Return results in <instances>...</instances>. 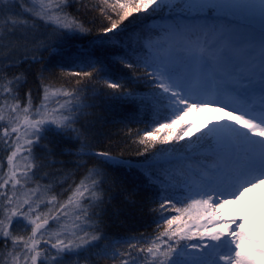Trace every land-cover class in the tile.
Segmentation results:
<instances>
[{"label":"snow or ice","instance_id":"6c2138e0","mask_svg":"<svg viewBox=\"0 0 264 264\" xmlns=\"http://www.w3.org/2000/svg\"><path fill=\"white\" fill-rule=\"evenodd\" d=\"M18 2L0 0V97L14 101L0 100V121L7 111L11 127L9 131L0 125V139L12 149L7 172L0 176L5 212L0 219V240L6 248L10 242L11 248L6 255L0 253V264H48L50 250H55L51 264H88L94 248L101 249L95 255L120 259V264H264V213L242 209L237 222V218L224 220L217 211L228 204H243L249 189L264 185V0H100L95 6L109 22L100 29L104 36L96 45L100 48L119 44L107 34L122 31L121 25L134 14L161 21L146 26L147 35L139 49H126L116 57L133 71L132 83L140 79L136 69L142 66L150 90L127 88L110 75L103 80L104 87L112 90V99L138 112H151L155 126L138 140L144 145L143 152L158 143L174 140L179 145L189 138L183 145L161 149L141 165L148 183L158 189L153 200L157 207L151 209L156 214L154 235L120 238H110L103 231V217L113 199L105 189L108 173L95 165L88 167V159L70 161L76 165L71 176L86 171L78 183L73 180L74 187L64 189L69 193L65 200L52 195L45 201L44 195L53 185L39 183L24 193L22 202L17 197V186L26 188L34 182L36 169L44 166L32 162L21 170L16 159L22 150L30 161H36L33 149L42 148L50 158L48 164L65 163L55 159L54 149L41 143L49 133L80 142L77 150L64 149L62 155L95 157L115 167L136 166L109 152L93 151L87 132L77 127L88 115L86 109L93 106L79 87L81 81L91 80L93 73L107 72L91 51L81 50L70 58L73 63L79 61L76 66L91 71H66L61 66L60 76L78 77L77 86L57 85L54 71L41 67L37 73L42 93L39 104H34L29 89L27 102L21 106L19 90L27 83V75L8 76V70L22 63H40L44 57L36 55L38 52H57L48 34L39 33L40 24L51 27V35L58 40L70 33H90L91 28L67 11L81 0H31L32 7L21 14L12 7ZM22 16L31 17V22ZM208 108L226 113V118H218L195 139L190 124L174 133L185 116ZM165 130V135H159ZM13 134L16 140L11 139ZM21 136L25 137L24 149L18 143ZM29 136L32 138L27 139ZM40 179H48V174ZM64 182L66 178L60 181ZM116 183L112 178V185ZM9 184L10 195L5 187ZM134 195L135 190L126 196L131 204ZM48 204L55 212L49 208L40 213L41 206ZM14 223L31 227V233L14 235ZM230 224H235V230L227 227ZM52 225L55 231H50ZM45 234L49 240L40 250ZM53 237L55 243H51ZM117 245L127 247L121 251Z\"/></svg>","mask_w":264,"mask_h":264},{"label":"trees","instance_id":"16d2710c","mask_svg":"<svg viewBox=\"0 0 264 264\" xmlns=\"http://www.w3.org/2000/svg\"><path fill=\"white\" fill-rule=\"evenodd\" d=\"M100 3V0H81L79 4H72L67 9L73 15L83 20L86 27L91 28V32L87 34L75 33L71 36H65L59 44L54 46L57 48V52L49 55V52L44 51L36 55L43 56L44 59L40 63L29 64L22 63L18 67H12L8 70L7 75L11 76L14 73L24 72L27 75V83L19 90V97L21 106L26 104V93L31 89L33 95L34 104H39L40 95L42 93L39 90V83L37 80V73L44 67L52 69L56 74V83L65 84L69 87L77 86L76 81L78 77H66L60 76L61 66L66 71H91L90 68H83L76 66L79 61L75 63L70 59L81 50L94 53L95 58L103 61L107 68V72L93 73L91 80L81 81L80 88L84 90V96L87 102L93 105L86 109L88 115L81 118V122L77 127H82L87 132V142L93 151H105L111 153L113 156L129 161L135 167H115L107 163H102L101 160L93 157L91 159L87 157H76L73 155H62L64 149H71L75 151L79 148L80 142L73 141L64 138L63 136L56 135L54 133L48 134V139L42 141V144H46L49 148L54 149L55 159L57 161H64L65 163L48 164L50 159L47 153L42 148H34L33 152L36 156V163H43V167L36 169L37 176L32 182L34 185L39 183L41 185L52 184L48 193L57 194L61 189H67L69 185L73 184V180L76 183L84 175L86 169H82L75 173V176H71V173L75 171V163L70 161L88 159V167L98 166L104 169L109 176L108 183L105 184V189L108 194H111L113 199L107 206L108 211L103 217V231L110 238H120L128 236H139L140 233H144L145 236L154 235V229L156 225L153 223L156 214L151 211L152 208L157 207V204L153 203V200L157 196L158 189L150 185L146 176L143 174L144 169L141 165L147 164L153 159L155 153H158L161 149L170 148L174 146L183 145L188 137L179 141L177 145L176 141H171L169 144H157L155 148H149L147 153L143 152L144 145L138 142L139 136L143 135V132L150 131L155 125L152 123V114L150 111L138 112L133 106L122 105L118 101L112 99V90L104 87L103 80L110 75L114 81H120L124 83L127 88L134 89L139 92H148L151 88L150 84L144 82L145 78L143 73L144 69L141 66L136 69V72L140 75V79L136 83H132L133 71L124 67L116 59L117 56L123 55L125 50H131L132 48H140L143 42V38L147 35V25L150 23L159 24V19L153 21L151 18L144 16L143 14H134L124 21L121 25L122 31L117 30L116 34H107L113 40L119 41L116 46L97 47L99 40L104 38L100 29L108 26V21L100 14L96 5ZM16 10H22L26 7L24 3L20 1L15 3ZM28 8V5H27ZM79 8V11L77 9ZM126 26V27H125ZM139 33V35H137ZM124 45L121 47L120 45ZM151 71V69H148ZM3 97H0V99ZM12 103V101L10 99ZM164 122V121H161ZM185 124H190L193 136L200 135L201 132L207 130L201 129L199 126L192 125L187 118L184 117L183 121L175 126L174 133H179L180 128ZM131 130V131H129ZM187 130V129H186ZM165 132L159 135H165ZM10 154L8 145L0 139V176H3L6 172L7 156ZM154 171H156L154 169ZM45 173L48 174V179H40ZM5 178V177H4ZM66 178V182L60 183L62 179ZM112 178L116 180V185H112ZM2 182V181H0ZM135 190V195L132 197L135 200L134 204L129 203L126 200L128 193ZM65 196L69 193L64 192ZM3 200H0V219H4L5 212L3 210ZM116 210H119L118 214ZM14 235L25 236L21 232L19 226L15 223L12 226ZM55 243V242H51ZM104 241H101V246ZM45 241H40V250H43ZM50 244L48 248L50 249ZM120 247L121 251H124L127 245ZM11 248L9 242L6 248L3 241L0 240V253L6 255L8 249ZM19 251V248L17 249ZM100 248H94L88 256V264H119L120 259H110L108 256H97L95 253L100 252ZM49 262L51 264L52 258L55 257V250L48 251ZM83 261V257L81 258ZM23 264V262H22ZM39 264V261H38ZM62 264H67V261H63Z\"/></svg>","mask_w":264,"mask_h":264},{"label":"rangeland","instance_id":"374dc122","mask_svg":"<svg viewBox=\"0 0 264 264\" xmlns=\"http://www.w3.org/2000/svg\"><path fill=\"white\" fill-rule=\"evenodd\" d=\"M21 3H24V5H26L25 8L28 7H32V3L31 0H19ZM13 10L15 13L17 14H21L23 13L22 10H16L15 4L12 5ZM22 18H28L29 21L31 22V17H23ZM52 28L51 27H44L43 24H40L39 27V33H44V34H48V40L50 43L55 44H59L61 43V40H58L56 36L51 35L52 33ZM72 33L66 35V36H71ZM41 53V52H38ZM36 53V54H38ZM29 55H31L32 53H28ZM0 100H8L9 103H12L10 101V98L7 96H3V98H1ZM214 107V106H213ZM232 109H228L227 111H231ZM21 116H23V113L21 114ZM8 117H9V113L6 111L5 112V120L4 121H0V125H3V127H9V131H11V127L8 123ZM224 117L226 118V113H222L219 110L213 111L212 108H208V109H204V110H200V109H195L192 113H190L188 116H185V118H187V120L194 126H199L201 129L203 128H209L211 127L212 123H214L218 118ZM35 118V117H33ZM2 128H0V133H2ZM21 133H23V127H21ZM32 137H27V139H31ZM12 140H16V134L12 135ZM24 139L25 137L21 136L20 140L18 141V143H20L22 149L26 148V145H24ZM10 152L12 149H10ZM28 155L27 151L22 150L20 153L17 154V159H16V163H18L21 166V170H23V166L28 164V163H32V161L25 159V157ZM7 163V162H6ZM7 168L8 165L6 164ZM7 172V169H6ZM5 172V173H6ZM5 179H7L6 176H4ZM21 183H24V181L22 180ZM6 189L8 190V194H11V188H10V184L5 186ZM35 187V185L30 182L27 184L26 188H20L19 186H17V197L20 199V201L22 202L24 199V193L30 189ZM64 189H61L57 194H52V193H46L44 195V199L45 201H47L48 197L52 196V195H57L58 200L63 201L67 198V196H65L64 193ZM61 193H63L61 195ZM16 198H14L15 200ZM4 203V202H3ZM15 206V205H12ZM11 207V206H9ZM49 208H53V205L48 204L47 207L41 206V208L39 209L40 213H47ZM242 209H249L251 211L256 212L257 214L260 213H264V185H259L256 188H251L249 189V191L245 194V200L243 202V204L237 203V204H228L226 205L224 208L222 209H217V211H219L222 214V217L224 220H230L232 218H237V222H239V218L243 215V211ZM24 210H27V206H25ZM55 212V209L53 208V213ZM227 227L235 230V224H230L227 225ZM19 228L22 232V234L24 233L25 236L27 237L30 233H31V227L28 228H24L23 224L19 225ZM56 230V226L52 225V227L50 228V231H55ZM37 239H40L39 234L37 235ZM49 240V236L47 234L44 235L43 239H41L40 241H48ZM51 242H55V238L53 237L51 239ZM120 264V263H119Z\"/></svg>","mask_w":264,"mask_h":264}]
</instances>
